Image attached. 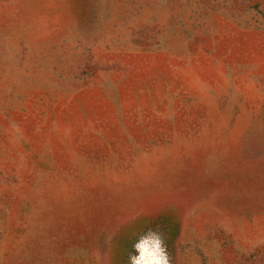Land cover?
I'll return each instance as SVG.
<instances>
[{
    "label": "rangeland",
    "instance_id": "374dc122",
    "mask_svg": "<svg viewBox=\"0 0 264 264\" xmlns=\"http://www.w3.org/2000/svg\"><path fill=\"white\" fill-rule=\"evenodd\" d=\"M264 264V0H0V264Z\"/></svg>",
    "mask_w": 264,
    "mask_h": 264
},
{
    "label": "clouds",
    "instance_id": "9594fccd",
    "mask_svg": "<svg viewBox=\"0 0 264 264\" xmlns=\"http://www.w3.org/2000/svg\"><path fill=\"white\" fill-rule=\"evenodd\" d=\"M133 247L138 254L130 256V264H169L164 242L157 232L142 234Z\"/></svg>",
    "mask_w": 264,
    "mask_h": 264
}]
</instances>
